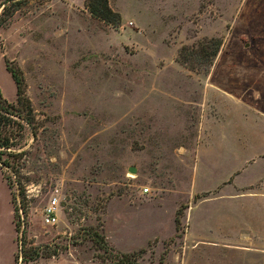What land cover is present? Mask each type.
<instances>
[{"label":"rangeland","instance_id":"obj_1","mask_svg":"<svg viewBox=\"0 0 264 264\" xmlns=\"http://www.w3.org/2000/svg\"><path fill=\"white\" fill-rule=\"evenodd\" d=\"M107 3L117 27L90 17L84 0H30L0 27V95L14 102L5 63L17 66L34 117L14 147L18 177L4 173L21 188L0 171V264H30L23 238L44 255L34 264H111L115 253H136L137 264H264L263 243L224 249L195 241L188 223L204 199L264 193V0ZM210 38L220 46L209 64L181 61L182 47ZM219 201L201 206L211 228L236 217ZM257 213L243 202L237 216Z\"/></svg>","mask_w":264,"mask_h":264},{"label":"trees","instance_id":"obj_2","mask_svg":"<svg viewBox=\"0 0 264 264\" xmlns=\"http://www.w3.org/2000/svg\"><path fill=\"white\" fill-rule=\"evenodd\" d=\"M30 0H0V27L4 26L14 14L19 12L22 8L29 4ZM84 8L90 17L97 19L111 27H117L120 23L119 15L112 11L107 3V0H84ZM210 44L211 46H205ZM200 45V44H199ZM220 41L216 38L202 40L199 50L195 51L192 48L182 47L178 56L183 63L194 61L196 63L209 64V61L214 57L219 49ZM207 47L210 51H207ZM5 69L9 73L10 78L14 84V102H8L0 95V171L6 181L8 187L17 185L21 188L19 180L12 183L5 172L19 175L20 165L17 162L23 152H16L14 147L21 139L25 129L32 130L33 125V111L29 100L25 95V84L22 73L17 66H8L5 63ZM34 136V131H31ZM22 191V189H20ZM18 232V227L15 226ZM92 243L99 245L103 253H106V245L103 238L99 237L95 232L89 233ZM25 240L20 239L19 252L22 258L26 257L30 264L43 257L39 247H28L24 250ZM136 253L121 254L115 253L114 256L109 257L111 264H137L135 260Z\"/></svg>","mask_w":264,"mask_h":264},{"label":"crops","instance_id":"obj_3","mask_svg":"<svg viewBox=\"0 0 264 264\" xmlns=\"http://www.w3.org/2000/svg\"><path fill=\"white\" fill-rule=\"evenodd\" d=\"M233 193H238L241 191L238 188L230 187ZM210 190V189H209ZM232 193V194H233ZM228 193L227 195H229ZM231 194V195H232ZM227 199H204L199 203L195 204L194 208L189 214L188 223L190 231L194 235L195 241L199 242H214L217 246L224 247V249L237 250L234 248H229L226 243H245V242H259L264 244V193L260 189H253V192L248 194H233ZM219 200H224L226 205L234 208L236 211L234 215L229 219L219 221L214 228L209 227L206 220L213 219V216L209 214L208 210H202V205H210L217 203ZM223 202V201H219ZM249 204V210H256L258 221L246 220V217L243 216V219L240 220L237 216L242 203ZM245 216L251 218V213L246 214ZM200 221V222H199ZM242 251V250H237ZM244 252H249L245 251ZM264 252V251H260ZM263 254V253H261Z\"/></svg>","mask_w":264,"mask_h":264},{"label":"built area","instance_id":"obj_4","mask_svg":"<svg viewBox=\"0 0 264 264\" xmlns=\"http://www.w3.org/2000/svg\"><path fill=\"white\" fill-rule=\"evenodd\" d=\"M142 194L147 193L146 188L141 189ZM58 203L56 197L52 196L48 200V203L42 209L43 220L45 224L53 225L56 222Z\"/></svg>","mask_w":264,"mask_h":264},{"label":"water","instance_id":"obj_5","mask_svg":"<svg viewBox=\"0 0 264 264\" xmlns=\"http://www.w3.org/2000/svg\"><path fill=\"white\" fill-rule=\"evenodd\" d=\"M127 172L130 174H135V169L133 167H130L127 169Z\"/></svg>","mask_w":264,"mask_h":264}]
</instances>
